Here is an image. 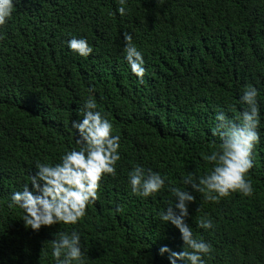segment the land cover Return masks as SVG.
<instances>
[{"label":"trees","instance_id":"1","mask_svg":"<svg viewBox=\"0 0 264 264\" xmlns=\"http://www.w3.org/2000/svg\"><path fill=\"white\" fill-rule=\"evenodd\" d=\"M15 0L0 28V264H56L52 240L73 230L85 264H170L185 247L179 229L159 213L175 197L167 190L143 198L131 193L136 165L166 175L190 191L185 222L212 245L206 264H264V0ZM142 52L143 80L124 56V34ZM86 38L93 53L71 51L70 38ZM246 85L258 89L261 140L253 150V194L231 192L217 201L182 182L212 169L204 155L223 112L233 122L247 108ZM91 97L120 137L116 174L104 176L97 200L76 225L26 227L19 207L9 208L35 174L36 163H58L79 148L73 120ZM119 207V211L117 208ZM209 218L213 228L198 227ZM183 264V261H178Z\"/></svg>","mask_w":264,"mask_h":264},{"label":"clouds","instance_id":"2","mask_svg":"<svg viewBox=\"0 0 264 264\" xmlns=\"http://www.w3.org/2000/svg\"><path fill=\"white\" fill-rule=\"evenodd\" d=\"M117 3L118 12L124 15L126 0H117ZM14 10L15 0H0V28L12 18ZM124 41V58L132 74L142 81L146 72L144 56L132 42L131 35L125 33ZM67 46L81 57H88L94 51L83 37L70 38ZM257 97V87L246 85L240 101L247 108L237 117L239 124L223 112L217 113L218 123L212 135L219 136L220 143L203 157L212 163L211 171L198 177L189 173L182 179L183 184L190 185L193 191L204 193L207 200L217 201L231 192H239L243 196L253 194L252 182L246 176L254 165L253 150L261 140L258 132L261 113ZM71 127L78 130L76 143L79 148L62 153L58 163L37 162L35 174L30 180L32 190H29V183H25L22 190L11 194L8 207L22 209L25 226L32 230L38 231L41 226L61 222L76 225L87 214L86 206L97 200L102 178L116 174V165L121 158L120 137L114 134L113 122L106 112L98 109L96 100L89 97L84 101L82 119L73 120ZM128 183L131 193L143 198L155 196L165 189L175 197V204H170L159 213L160 219L171 222L179 229L184 246L191 251L184 247L176 252L163 245L159 253H168L170 264H178V261H183V264H206L212 245L204 239L195 238L185 222L189 215L188 203L195 200L192 192L174 186L166 175L141 165L129 171ZM197 225L205 230L214 226L209 218L200 219ZM84 256L81 236L75 230L70 234L60 233L52 240L51 257L56 264H85Z\"/></svg>","mask_w":264,"mask_h":264}]
</instances>
